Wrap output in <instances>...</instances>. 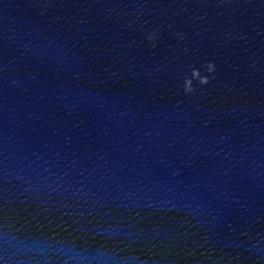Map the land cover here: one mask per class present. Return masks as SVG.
<instances>
[{"label":"water","instance_id":"water-1","mask_svg":"<svg viewBox=\"0 0 264 264\" xmlns=\"http://www.w3.org/2000/svg\"><path fill=\"white\" fill-rule=\"evenodd\" d=\"M0 264H264V0H0Z\"/></svg>","mask_w":264,"mask_h":264},{"label":"clouds","instance_id":"clouds-1","mask_svg":"<svg viewBox=\"0 0 264 264\" xmlns=\"http://www.w3.org/2000/svg\"><path fill=\"white\" fill-rule=\"evenodd\" d=\"M207 70H208V72H213V71H214V67H213V65L209 64V65L207 66ZM193 75H194V76H197L198 73L194 72ZM198 80H199V83L202 84V85H205V84L208 83L207 78H203V79L200 78V79H198ZM184 90H185V93H190V92H192L193 89H192V86H191V82H190V81H186V84H185Z\"/></svg>","mask_w":264,"mask_h":264}]
</instances>
